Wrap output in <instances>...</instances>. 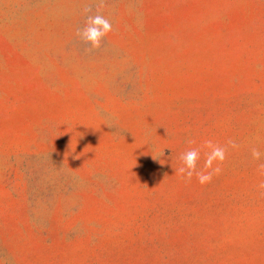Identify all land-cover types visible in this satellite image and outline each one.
I'll list each match as a JSON object with an SVG mask.
<instances>
[{"label":"rangeland","instance_id":"rangeland-1","mask_svg":"<svg viewBox=\"0 0 264 264\" xmlns=\"http://www.w3.org/2000/svg\"><path fill=\"white\" fill-rule=\"evenodd\" d=\"M92 3L0 0V264H264V0Z\"/></svg>","mask_w":264,"mask_h":264},{"label":"clouds","instance_id":"clouds-1","mask_svg":"<svg viewBox=\"0 0 264 264\" xmlns=\"http://www.w3.org/2000/svg\"><path fill=\"white\" fill-rule=\"evenodd\" d=\"M105 8V0H93L92 4L86 5L83 8V15L85 16L84 26L77 30L76 35L87 47L86 52L98 50L105 37L113 31V24L109 18L103 15ZM187 144L192 145L194 140L188 139ZM207 149L204 153L205 164L204 169H198V162L200 160L201 149ZM239 144L234 140L229 139L225 146L214 143L212 140L204 141L200 148L190 147L179 156L180 166L176 172L187 181H191L195 176L197 181L201 184L210 183L214 176L219 175L222 171L221 165L227 159L229 149H238ZM163 155V153H162ZM251 156L253 161H261L264 157L258 148L251 149ZM215 164V167H213ZM257 172L259 175H264V162L258 163ZM258 190L264 192V181L257 185Z\"/></svg>","mask_w":264,"mask_h":264}]
</instances>
